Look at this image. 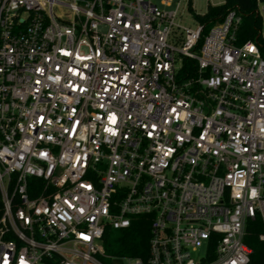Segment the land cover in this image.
Here are the masks:
<instances>
[{"label": "built area", "instance_id": "1", "mask_svg": "<svg viewBox=\"0 0 264 264\" xmlns=\"http://www.w3.org/2000/svg\"><path fill=\"white\" fill-rule=\"evenodd\" d=\"M0 0V264H248L264 242V2ZM150 220L148 256L106 252Z\"/></svg>", "mask_w": 264, "mask_h": 264}, {"label": "trees", "instance_id": "2", "mask_svg": "<svg viewBox=\"0 0 264 264\" xmlns=\"http://www.w3.org/2000/svg\"><path fill=\"white\" fill-rule=\"evenodd\" d=\"M259 1L264 0H225L224 3L209 6L205 14H195L196 18L205 24L199 44L210 27L222 18L230 9L238 8L242 15V23L238 31L237 43L242 44L247 40L258 37V29L262 20L256 15ZM261 228L258 223L251 222L245 242L253 252L248 264H264V242L259 239ZM150 237V220L139 216L132 221L130 227L125 229H109L105 234L106 252L112 256L142 257L148 256Z\"/></svg>", "mask_w": 264, "mask_h": 264}, {"label": "rangeland", "instance_id": "3", "mask_svg": "<svg viewBox=\"0 0 264 264\" xmlns=\"http://www.w3.org/2000/svg\"><path fill=\"white\" fill-rule=\"evenodd\" d=\"M224 2L225 0H192L193 11L186 10L183 18H181L180 20L178 19V21L184 26H190L195 28L198 26L199 22L196 20V18H194V13L205 14L210 5L215 6ZM107 262L109 264L116 263L113 258L107 259ZM122 264H129V261L123 260Z\"/></svg>", "mask_w": 264, "mask_h": 264}]
</instances>
